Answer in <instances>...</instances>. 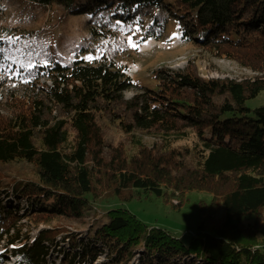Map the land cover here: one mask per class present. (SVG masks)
<instances>
[{"label": "trees", "instance_id": "1", "mask_svg": "<svg viewBox=\"0 0 264 264\" xmlns=\"http://www.w3.org/2000/svg\"><path fill=\"white\" fill-rule=\"evenodd\" d=\"M113 5L111 17L122 19L124 28L139 24L140 42H169L175 35L183 46L234 60L256 76L204 80L195 66L159 67L142 85L107 57L39 63L27 83L41 97L26 98L10 116L0 109V166L27 164L32 173L5 179L0 171V190L27 201L26 220L51 227L28 243L19 211L0 199V243L14 246V264H50L63 233L62 242L72 245L62 254L66 264L93 258L98 243L115 255L106 264H129L135 250L142 251L139 264L145 257L147 264H264V105L247 106L264 91V0H0V36L20 37L16 45L0 41V47L52 51L24 32L32 22L54 29L72 14L87 17L92 36L103 34L110 27L101 23L108 19L101 10ZM3 55L0 65L9 63ZM129 89L135 95L124 101ZM119 104L129 115L115 114ZM54 106L61 114L51 118ZM108 106L125 144L107 142L101 120ZM194 191L212 199L199 203L200 221L189 242L108 206L163 197L179 208ZM100 203L107 204L106 219L92 229L90 244L76 241L77 235L70 240L66 226L99 216L93 206Z\"/></svg>", "mask_w": 264, "mask_h": 264}, {"label": "rangeland", "instance_id": "2", "mask_svg": "<svg viewBox=\"0 0 264 264\" xmlns=\"http://www.w3.org/2000/svg\"><path fill=\"white\" fill-rule=\"evenodd\" d=\"M101 12L108 16V19L101 18V23L104 21L109 23L108 27H110V30L95 36L91 35L92 33L88 26L87 17L82 14L65 16L58 24V27L54 29L47 28L42 30L40 29V25L32 22L24 32L25 38H28L29 41H36L41 49H50L52 51H24L31 52L32 56L23 58L25 60L31 59L37 63V65L43 63L44 60L49 62L50 59H55L63 65H70L75 60H82L80 56L86 54L96 55L98 54V49L103 48V53H100L101 58L107 57L115 63L125 67L126 74L142 85H147L149 83L148 77L159 67H166L172 71H186V68H189V66H195L198 70V76L204 80L233 79L240 81L256 76V73L251 69L242 66L234 60L214 58L207 52L183 46L178 42L176 36L175 38L172 36L169 42H167L166 39L160 41H142L140 42L142 46L140 50L133 49L128 46L126 40L127 36L130 34L125 35L124 32L120 31L119 27L115 26L116 20H120L122 24L124 21L118 17H111L112 15H116L114 5L110 8L106 7L105 10H101ZM112 28L113 30L111 31ZM127 28L128 26L125 27V29ZM98 29L101 31L104 30L102 26H99ZM140 38L141 35L139 33L133 37L134 40H140ZM105 41H107L106 45ZM12 52L13 51H10L9 54ZM37 53H39V55H37ZM74 53L76 54L75 56H73ZM16 54L19 55V53ZM30 74L31 73H27L25 75L28 80L30 79ZM0 79L2 80L0 85V109L4 115L10 116L16 109H22L26 98H36L42 95L37 86L35 89L29 83L23 81L19 82L12 78L5 77L4 75L0 76ZM39 83L48 85L50 81L46 78H40ZM134 95V89L125 91L123 94L124 101L130 100ZM15 96L20 98V100L16 101ZM263 105L264 91L257 97L247 101V106L251 109ZM113 107L116 115H129V111L124 104L115 105ZM49 111L50 108L47 113ZM60 112L59 107L54 106L51 113H48V115L53 118L59 116L61 114ZM105 115V118L102 119L101 122L106 131L107 142H114L116 145L125 144L126 137L123 135L120 136L119 129L114 124L117 117L112 114L111 107L110 109L109 106L107 107ZM144 139L149 144L155 141L152 137H145ZM31 168L32 167L27 164L14 166L1 165L0 171L4 172L7 177L5 179H8L10 177L18 178L24 176L20 175L22 171L26 174L32 173ZM8 181L9 180H6L5 183ZM2 188H5V185H3ZM11 198L12 197L5 196L4 192L0 190V199H2V203L8 204L7 207L9 209L17 208V212L19 211L18 215L21 218L20 223L23 224L20 232L21 237L22 239L25 237L28 238V243L31 244L39 238L42 230L50 228L51 226L45 225L44 223L36 224L31 222L29 218L26 220L25 215L31 214L29 212L27 213L29 210L27 201L11 200ZM211 199L212 194L209 192L194 191L190 194L188 202L179 208L175 207L171 202H167L163 197H155L152 200H134L130 202L115 200L108 206L127 209L147 227L161 228L175 237H180L184 242H189L200 221L199 203L201 201L209 203ZM105 206H107V204L103 205L102 203L93 206L97 207L95 209H97L96 211L99 216L89 217L86 224H80L79 226L67 225L66 228L70 231L69 234L73 235L70 240L72 238L75 240V235H77L78 239L76 241L90 244V237L93 235L92 229L95 226L103 224L106 219V212H104V210L107 207ZM39 210L41 209H37V211ZM37 213H41V211ZM64 236L65 234L63 233L57 238L60 246L57 247L56 251L58 252L54 251L48 257V262L50 264H66L64 263L63 253L72 252L70 241L67 239L65 242H62L61 237L63 238ZM93 246L96 251L98 250L95 252L96 255L93 258L77 262L78 258L76 262L72 264H106L109 258L115 257V255L109 254V248L105 247L104 244L98 243ZM12 247L14 246L7 245L5 242L0 243V264H14V262H16V257L10 254ZM133 253L135 256L129 264H139L142 251L135 250ZM146 259L145 257L142 260V264L148 263Z\"/></svg>", "mask_w": 264, "mask_h": 264}, {"label": "snow or ice", "instance_id": "3", "mask_svg": "<svg viewBox=\"0 0 264 264\" xmlns=\"http://www.w3.org/2000/svg\"><path fill=\"white\" fill-rule=\"evenodd\" d=\"M115 26L119 27L121 32H129L130 35L127 36V44L129 47L140 50L141 49V43L140 40H134L133 37L136 36L137 33L141 32V28L139 24H137L136 28L133 30L132 26L129 25L127 29L124 28V25L120 20L115 21ZM178 35V34H177ZM175 38V35H174ZM144 38L141 37V40ZM20 40V37H12V36H0V41H6L9 45H16L18 41ZM146 43V42H145ZM107 44V41H105V45ZM104 49L100 48L98 49V54L92 55V54H86L83 56H80V59L87 60L89 62L94 60H99L101 58L100 53H103ZM0 53H3V59L6 61H9L8 64L0 65V74L7 75L9 78L12 76H15L16 78L23 79V82L27 83L28 79L24 77V73H31L33 69H36L38 67L37 63H35L31 59L25 60L23 57H31V52H24L22 48H16L13 50L11 54H9V50L5 49L3 47H0ZM16 53H19L17 55ZM39 55V53H37ZM76 54L74 53L73 56ZM12 65H16L15 68L12 67ZM43 66L48 67L49 62L47 60L43 61Z\"/></svg>", "mask_w": 264, "mask_h": 264}]
</instances>
